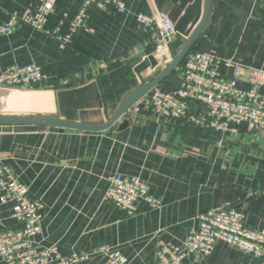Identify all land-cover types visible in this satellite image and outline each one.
<instances>
[{
    "label": "crops",
    "instance_id": "0c3cea01",
    "mask_svg": "<svg viewBox=\"0 0 264 264\" xmlns=\"http://www.w3.org/2000/svg\"><path fill=\"white\" fill-rule=\"evenodd\" d=\"M37 1L0 0V24L10 12H21ZM194 1L124 0L126 11L113 13L96 7L72 42L62 48L52 36L25 25L0 34V72L12 64H34L46 76L39 86L0 87V115L106 122L140 83L135 64L145 55L154 56L157 39L140 29L136 15L166 12L175 22ZM80 2L53 0L47 24L57 26L65 12L71 17ZM211 4L209 22L190 51L264 70V0H211ZM67 26L64 23L61 34ZM184 40L175 33L174 53ZM223 72L232 77L229 69ZM180 82L177 68L156 88L174 91ZM238 85L247 87L243 81ZM259 91L264 94V83ZM199 110L191 105L194 114ZM0 163L27 187V196L42 202L35 241L40 246L55 245L65 256L108 245L129 264H155L159 242L179 244L196 227L197 215L225 201L244 214L248 228H264V130H250L244 122L235 133L219 134L200 131L185 120L129 113L99 132L53 126L1 131ZM117 173L140 177L160 206L151 209L138 200L128 215L104 201L110 176ZM11 206L12 202L0 204V218L4 227L16 230L22 223L12 217ZM102 260L96 256L89 264ZM0 264L5 263L0 259ZM184 264L264 263L217 241L210 253H191Z\"/></svg>",
    "mask_w": 264,
    "mask_h": 264
},
{
    "label": "built area",
    "instance_id": "2783aa9c",
    "mask_svg": "<svg viewBox=\"0 0 264 264\" xmlns=\"http://www.w3.org/2000/svg\"><path fill=\"white\" fill-rule=\"evenodd\" d=\"M96 7L110 13L126 11L124 0H81L71 17L65 12L57 26L51 27L47 23L54 9L53 0H38L21 12H10L8 20L0 24V34H11L16 25H25L52 36L62 48L72 42ZM136 21L141 30L150 31L156 37L153 55L165 65L170 60L168 44L176 33L175 22L166 12L138 13ZM64 23L68 25L67 31L61 34ZM148 57L145 55L144 59ZM177 68L181 77L177 89L164 92L154 87L149 95L132 105L130 114H146L155 120H185L200 131L219 134L235 133L243 122L250 130H264V94L259 91L264 83V70L201 50L189 51ZM224 69L232 71L231 78H226ZM45 79L34 64H12L0 72V87L39 86ZM240 81L246 82L247 87L241 88ZM192 104L199 106L197 114L191 111ZM103 200L128 215L135 211L138 200H143L151 209L160 206V200L149 192L148 184L140 177L118 173L110 176ZM8 202H12V217L18 219L22 227L6 228L0 218V259L5 264H89L96 256L103 257L101 264H129L120 251L108 245L68 256L55 245H38L34 237L40 232L42 202L27 196V187L11 168L0 163V204ZM243 220L244 214L229 201L206 210L197 215L196 227L190 229L179 244L158 243L155 264H184L191 253H210L217 241L260 258L264 263V228L252 230Z\"/></svg>",
    "mask_w": 264,
    "mask_h": 264
},
{
    "label": "water",
    "instance_id": "95a60500",
    "mask_svg": "<svg viewBox=\"0 0 264 264\" xmlns=\"http://www.w3.org/2000/svg\"><path fill=\"white\" fill-rule=\"evenodd\" d=\"M211 6V0H195L181 18L175 21V32L182 34L185 40L181 48L175 53L172 51V44H168L171 58L165 65L159 63L152 55L135 64L134 69L139 75L140 83L125 95L115 113L106 122L94 125L50 115H0V132H10L13 129L17 131L44 130L47 126L96 132L110 128L118 119L130 113L134 103L149 95L151 89L159 85L167 75L177 69L209 22ZM194 14L195 16L192 17ZM188 20L191 21V24L189 27H185L186 22H189ZM149 69L151 71L148 72Z\"/></svg>",
    "mask_w": 264,
    "mask_h": 264
},
{
    "label": "rangeland",
    "instance_id": "374dc122",
    "mask_svg": "<svg viewBox=\"0 0 264 264\" xmlns=\"http://www.w3.org/2000/svg\"><path fill=\"white\" fill-rule=\"evenodd\" d=\"M171 18V17H170Z\"/></svg>",
    "mask_w": 264,
    "mask_h": 264
}]
</instances>
